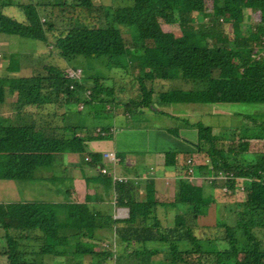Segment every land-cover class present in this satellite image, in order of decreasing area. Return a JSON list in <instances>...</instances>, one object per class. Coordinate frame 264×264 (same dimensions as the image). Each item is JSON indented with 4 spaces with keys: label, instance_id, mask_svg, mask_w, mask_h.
Wrapping results in <instances>:
<instances>
[{
    "label": "trees",
    "instance_id": "trees-1",
    "mask_svg": "<svg viewBox=\"0 0 264 264\" xmlns=\"http://www.w3.org/2000/svg\"><path fill=\"white\" fill-rule=\"evenodd\" d=\"M113 1L122 5L97 7L92 0H57L48 8L49 4L39 0H0V33L52 41L51 48L54 46L62 57L107 56L119 70L129 62L133 72L138 69L133 74L141 97V101L132 103L136 107L151 104L145 79L153 78V71L162 79L181 77L196 84L195 92L184 96L188 101L264 103V0ZM208 1L212 4L210 13L206 9ZM5 7L15 8L14 16L19 15L22 20L6 15ZM53 7L77 10L70 17L60 18ZM84 8L90 16H99L96 23L75 21L88 19L83 17ZM244 8L258 12L259 20L244 35H238L241 23L248 18ZM55 18L61 22L66 19L68 26L54 28ZM164 23L179 26L181 33L163 30ZM187 24L192 27L190 31L182 29ZM122 25L131 28L129 34L122 33ZM227 28L232 33H227ZM47 33L53 38L50 42ZM18 62L9 64V70H18ZM100 78L83 75L82 70L80 77H68L52 66H44V72L28 77H0V108L7 105L6 89L8 94L16 91L15 101L8 104H16L19 118L9 125L3 119L5 124L0 125V179L27 178L41 167L60 168L67 153H77L82 156L83 167L95 168L91 183L110 189L111 176L99 171L100 165L96 167L102 154L86 152V141L105 138L110 130L101 128L105 134L83 136L74 121V116L85 117L82 111L65 108L70 100L87 105L88 98L102 99L101 94L106 92L114 96L113 89L104 92L101 86L103 80L113 77ZM80 96L84 97L79 99ZM114 100L108 97L105 103L110 105ZM27 105L32 110L23 112ZM245 118L252 120L250 125L235 127L234 132L228 129L227 136L218 137L210 126L185 120L188 127L197 128L195 151L203 152L209 162L197 165L199 171L211 165L208 173L211 169L226 173L225 186L233 191L236 201L234 225L218 221L216 215L213 225L205 224L215 202L206 200L200 186L188 179L181 180L177 192V196L184 192L187 196L179 195L169 203L177 206L173 222L162 224L158 217L162 204L153 197L152 184L147 187V199L136 200L127 193L132 187L122 179L115 181V202L128 208L125 218L113 219L105 209H90L87 198L83 203L0 202V229L5 232L0 236V255L6 256L5 264H62L55 259L62 255L74 264V258L92 254L88 244L98 235L97 230L102 236L108 234L109 239L111 234L118 236L119 244L126 245L125 250L135 244L140 247L126 255L122 253L117 258L122 259L121 264H154L152 257L157 254L164 256L161 264H264V122L247 115ZM236 139L239 141L235 146ZM256 140L262 143V150L250 152L248 146ZM245 179L250 182L243 186ZM12 220H17L18 226L12 227ZM200 220V226L214 233L206 238L203 233L197 236L194 230ZM69 234L90 239L88 243L78 239L73 248L65 250ZM220 242H224L223 248L219 247ZM110 254L108 250L97 253L104 258Z\"/></svg>",
    "mask_w": 264,
    "mask_h": 264
},
{
    "label": "rangeland",
    "instance_id": "rangeland-1",
    "mask_svg": "<svg viewBox=\"0 0 264 264\" xmlns=\"http://www.w3.org/2000/svg\"><path fill=\"white\" fill-rule=\"evenodd\" d=\"M30 0H23V2H29ZM35 1V0H32ZM43 3L49 4L48 8H51V5L55 3L57 0H39ZM68 2H73L76 0H67ZM93 3L97 7H101L100 5H112V6H120V1H113V0H92ZM122 5V4H121ZM212 4L211 1L206 2V9L208 13L211 12ZM56 14L60 15L61 17H70L74 11L77 10V8L74 9V11L71 10H64L62 11L60 7H53L52 8ZM84 15L81 19H75L78 23H84V24H92L89 22V20H93L94 23H96L99 19L98 15L90 16V13L87 12L88 9L84 8ZM14 11H16L13 7H5L4 12L6 15L13 16L18 18L19 20H22L21 17L14 16ZM243 12L248 14V18H244L245 22H242V30L239 29L238 32H236L238 35H244L246 28H251L253 25L252 23H255L259 20V13L256 11L251 10L250 8H244ZM19 14V13H18ZM246 16V15H245ZM46 19L49 18L48 15L45 16ZM44 20V19H42ZM54 21H56V27L60 26H68V21L66 19H63V22L60 21L59 18H55ZM204 21H207V18L204 19ZM251 24V26H250ZM122 33L123 34H129L131 31L130 27L122 26ZM162 28L165 31H172L175 33H181L179 26H173L171 27L169 24H162ZM185 31H190L192 27L190 25H185L182 27ZM244 30V31H243ZM227 33H232L231 28H227ZM49 37V42L53 40L52 36H49V33H47ZM232 36V35H231ZM264 38V37H263ZM50 43H45L40 40L35 39H29L26 37H20L19 35H7L4 33H0V77H8L9 80L12 79V77L16 76H23L28 77L30 74L34 72H44V66L47 67H54L58 68L60 72L62 73H68L72 69L80 68L82 70V74L86 75L88 77L95 76L98 79H101L104 77H113L110 80H103V84L101 86L103 87V91H111L116 88L122 87L123 84H128L130 82V85H128L127 88H125L123 91L119 92L118 90L115 91V96H112L108 94L107 92L104 94H101L102 99H92L88 98L90 101L86 104L79 103V101L70 100L69 104L65 105V108H69L71 110L77 111L79 109L82 111V114L85 117L76 118L74 116V121L78 124V130L79 132H84L85 135H90L92 132H97V128H102L104 126H109L110 133L108 137L101 138V140L110 139L112 137L111 133H118L120 134L119 138H126L134 149H138L139 144H143L145 142V137L143 136V132L141 131L142 128L147 126H157L158 128L164 129L165 132L170 133L171 136H177L180 139H183L185 137H194L193 142L194 145L198 142V134H195V131H197V128L194 131H188L187 128L188 125L186 124V121H189L190 123L200 122L203 125L210 126L212 128V133L218 137L219 134H225L227 136V131L230 132L228 129H232V132L235 131V127H242L244 123H247L246 125H250L252 120H246V115L253 117L254 120L257 122H264V103H252V102H224L219 104H214L212 102L207 103H199V104H191V103H170V104H159L154 97L151 95V104L150 106L141 105L139 108L141 110H145V112H141L136 109V104H132L135 102L141 101V97L139 95V86L137 83L133 81L134 76L133 74H136L135 72L138 71V69L133 72L132 70V64L129 62H126L124 64V67H120V70L117 69V67H114V65L111 64L109 57L107 56H99V57H91V56H84V55H76L74 57H62L59 56L57 53L56 48L53 46L50 47ZM253 43H251L252 45ZM258 45V44H254ZM259 46V45H258ZM258 46L256 48H258ZM258 50V49H256ZM19 61L18 64L20 65L19 69L9 70L8 67L9 64ZM132 70V71H131ZM128 71V73H126ZM99 76V77H98ZM8 80V81H9ZM126 81V82H124ZM135 83V84H134ZM175 89H180L181 91H189V90H195L197 88V85L194 84L191 81H188L184 78H180L178 80H175ZM122 85V86H121ZM7 88V85H5ZM106 87V88H105ZM123 88V87H122ZM135 89V92H134ZM123 95L120 97L121 94ZM6 104L5 106L0 108V125L5 124L3 119H7V124L10 123H16V118L19 120L18 117H16L17 114V108L16 104L9 105L8 103L10 101H15L16 99V91H12L8 94L6 89ZM139 95V96H138ZM72 96H75V92H73ZM84 96H80L79 99H82ZM111 97L116 100H120L122 98L124 105L119 106V108L115 107L116 104L110 103V106L113 108L111 110H107L106 106L107 103H105V100ZM42 98V95H41ZM75 98V97H74ZM133 99V100H129ZM79 103V104H78ZM126 103L130 104L128 106V111H122L121 114H117L118 111H121V109L127 105ZM77 105L78 108H77ZM33 107L30 105H27L23 107L22 111L25 112L29 109V112L32 110ZM116 109V110H115ZM104 111V112H102ZM117 111V112H116ZM161 112V113H159ZM70 113V111L68 112ZM21 114V113H20ZM161 114V115H159ZM103 116V117H102ZM103 119H102V118ZM176 117V118H173ZM85 120V122H83ZM136 128V129H135ZM129 130H132L133 132H129ZM106 133V131L102 130ZM154 135H158L161 131H151ZM225 132V133H224ZM66 133H69V131H66ZM116 133V134H117ZM98 134V133H96ZM100 140V139H95ZM239 140L233 141V144L236 146L238 144ZM167 144L166 140H164L162 143H159L156 145L157 147H165ZM149 143H144V146H148ZM250 150L251 151H260L262 150V143L260 140H256L255 142H252L250 144ZM195 149V146L191 149L190 154H192V151ZM142 149L141 151H143ZM109 153V152H105ZM180 154H182V159L186 160L185 167L183 170L191 172V169L195 165H199L202 162L209 163L206 159V155L201 152L197 153L194 152L193 155L188 156L185 159L186 153L184 150L180 151ZM191 159V160H190ZM64 166L66 169L65 175L61 176V173L59 175H55L54 172L50 168H48L52 174L53 177H49L48 173L50 171L47 170L46 167H41L40 169H37L33 172V174L27 178H1L0 179V201L2 203H12V202H25V201H33V202H48V203H69L71 202L69 198L71 189L76 190V196L77 198H73L72 200L74 202L81 200L84 201V191H82V188L85 190V185L81 181H77L74 176H68V173L70 172L69 169H67V163L65 160H63ZM99 164V163H98ZM203 165V164H200ZM206 165V164H205ZM74 165V169L72 170V173L77 172V167ZM192 167V168H191ZM211 167V165H208L205 168H202L200 171V174L205 178L204 181H202L199 185L198 182L197 185L200 186L202 189L203 196L206 200H212L211 202H215L214 205L210 209V215L209 218L206 219L205 224L213 225L215 222V215L218 218V221L234 225L235 224V205L236 201L233 197L232 190H227L225 186V171L223 170H217L216 173H214V170L211 169V171L208 173L207 170ZM98 168V167H97ZM56 171H59V169H56ZM196 171V170H195ZM84 175V173H83ZM231 175V173H230ZM82 181L84 180L87 183V179L82 177ZM248 182H250L248 180ZM247 180H242L241 185H247ZM194 183V181H193ZM195 184V183H194ZM88 185V183H87ZM151 185V183H148V187ZM243 186H240V191L243 188ZM80 187V190L77 192L78 188ZM143 191L145 192V185L143 186ZM87 189V188H86ZM147 189V188H146ZM159 189V188H158ZM154 190L153 196L159 203L162 205H159L161 207L158 208V217L162 224H170L173 222V216L175 211V206H170L169 203L174 201L175 199H178L182 195V197H186L187 194L184 192V194H178V188L175 191V194H171L170 191L166 190L167 194H165V191L163 190ZM180 189V188H179ZM182 189V188H181ZM98 189L97 191H99ZM88 191V189H87ZM96 191V198L94 203H88L87 206L90 207V209H99L101 207H106L107 211L111 215V217L114 218H125L127 217V210H125L124 214L119 215L118 211L122 210L121 205H118L116 202L114 204L108 203L103 204L100 202V200H116L115 195L112 196V192L103 191L99 194H97ZM169 191V192H168ZM243 193V192H241ZM142 198L136 196V200H140ZM80 201V202H81ZM181 207H185V205H180ZM65 216L62 217V219ZM202 221H199V225L195 227V234L197 236H202L206 238V236H209L210 234H213L214 231L212 229H207L206 227L200 226ZM12 227L18 226L17 220L11 221ZM123 225V224H121ZM100 231H96L98 235H95L94 238H91L90 250L92 254H85V256H81L80 258L77 257L76 259H73L74 264H121L123 263L122 259L120 257L122 253L125 252V255L131 252L134 249H138L140 247L135 245L128 246L125 250V244H119V238L118 236L111 234V239H109L108 234L106 236H102ZM105 233H108L104 231ZM5 232H3L0 229V236H3ZM68 242L65 247V250L73 248V244L78 240L85 241L84 243H88L89 237H74L72 235L67 236ZM151 244H148V247H150ZM155 248H159V245L154 243ZM153 247V248H154ZM219 247H224V242L219 243ZM108 250L110 251V256L107 258L104 257H98L97 253L99 251ZM125 250V251H124ZM163 255L157 254L152 257L154 264H161L163 260ZM45 259V258H42ZM56 260H59L60 263L65 262L64 256H56ZM7 262L6 256L0 255V264H5ZM41 263V261L39 260ZM43 262V261H42ZM67 264H72V262L68 261Z\"/></svg>",
    "mask_w": 264,
    "mask_h": 264
},
{
    "label": "crops",
    "instance_id": "crops-1",
    "mask_svg": "<svg viewBox=\"0 0 264 264\" xmlns=\"http://www.w3.org/2000/svg\"><path fill=\"white\" fill-rule=\"evenodd\" d=\"M244 14L246 13L244 12ZM243 21L245 22V20ZM122 26H126V25H122ZM242 27L243 25L241 23V27H240L241 30H242ZM247 29L249 28H246L245 31ZM155 72L153 71V74H154L153 78L145 79V84H146V87L149 93L154 97V99L159 104H170V103L172 104V103H182V102L191 103V104L204 103L201 101H188L187 97H184L186 95H190V93H194L195 92L194 90L193 91L189 90L190 92H188V91H181L180 89L174 88L176 84L175 80H178L181 77H177L175 79H162V78H159ZM133 81L137 83V85L139 86L136 78L133 79ZM128 85H130V82H128V84H123V86L121 85L123 88L122 87H119L118 89L115 88L114 94H115V91L117 90L119 92L123 91L125 88L128 87ZM134 92H135V89H134ZM139 94H140V89H139ZM122 96L123 95L121 94L120 97ZM129 100H133V99H129ZM224 102H237V101H218V102H213V103L219 104V103H224ZM112 103L116 104L115 105L116 109L117 107L119 108V106L124 105L122 98H120V100H114ZM252 103H255V102H252ZM108 106L110 105L106 106L107 110H111L113 108L112 106L110 107ZM139 107L140 106L136 107L135 110L136 111L139 110L141 112L146 111V109L141 110V108ZM123 110L125 112L128 111V109H126V107L124 106L121 109V111H118V112L116 111V112L119 115H123L121 114ZM173 118H176V117H173ZM109 128H110L109 126L102 127V129L104 130H108ZM98 129L99 128H97L96 130L98 131ZM195 129H196L195 127L187 128L188 131H194ZM156 130H159L161 132L158 133V135H154L151 131H156ZM128 131L133 132L132 130H129V129ZM141 131L143 132V136L145 137L144 143H149L148 146H144V143H143V144H139L138 149H134L131 143L126 138H119L120 134L116 132L117 134L111 133L112 137L110 139H106V140L92 139V140L86 141L87 143L86 152H100L101 154L105 152H113L117 156V162L111 163L110 161L103 158L102 160L103 167L107 168V173L111 176V178H112V175L114 174L119 179H125L123 181L128 182V184L132 187V189L129 190L127 193L134 196L135 199H136V196L142 198L140 200L147 199V189L146 188L148 187V183L152 184L153 190H156L159 188L158 190L165 191V194H167L166 192L167 188L171 194H175L176 189L177 188L179 189L180 187L182 179H188L192 183L193 181L194 183L198 182V184L201 185L200 183L204 181L205 178L200 174V171L197 168L198 164L195 165L193 168L191 167L192 169L190 173L188 171L185 172V170L183 169L187 161L184 160V158L182 159V154H180V151L184 150V152L186 153V156H185V159H186L188 156H191L194 154V152H196L195 149L192 151V154L188 152V151H191L193 146H195L193 142L194 137H185L183 139H180L177 136H171L170 133L165 132L164 129L158 128L157 126H154V127L147 126V127L142 128ZM79 133L85 136L84 132H79ZM103 133L105 134V132ZM91 134L93 136L98 135L96 134V132H92ZM195 134H197V131H195ZM164 140H166L167 142L164 148L156 146L159 143H162ZM249 146L248 148H250ZM142 149L144 150L141 151ZM81 159H82V156L77 153H67L63 159L67 163V169L69 170L71 169L70 172L68 173V176H74L77 181H81L85 185V187L88 189L87 191L86 188L85 190L84 188H82V191H84V194H83L84 201L78 200L76 202L72 200L73 198H77L75 194L76 190L71 189V193L68 198L70 199L71 202L69 203H83L85 202L86 198L87 200H89L88 203H94L95 198H96L95 194L98 189H100L99 191H97L98 196L103 191L112 192V196L116 195L115 193L116 192V189H115L116 182L115 181H113L112 185L109 187L110 189L104 188L105 187L104 184L99 185L97 184V182L91 183L90 178L95 177L96 175L95 168L90 167V165H87V167L85 166L83 167ZM200 164H206V163L202 162ZM74 165L78 168L76 173H72V170L74 169ZM98 166L99 164L96 165V167ZM59 167L60 168H57L59 169V171H56V169H53L51 167H46V168L48 171H50L48 169L50 168L52 172H54L55 175H59L61 173V176H64L66 172L64 162L62 163V165H59ZM52 172L50 171V173H48L49 177H53ZM83 173L86 176H84ZM82 177L87 179L88 185L84 180L83 181L81 180ZM130 180L133 181V184L129 183ZM144 185H145V192L143 191ZM79 190H80V187L78 188L77 192ZM99 200H100V196H99ZM25 202H28V201H25ZM100 202L106 205L108 203H112V204L115 203V201L112 200V197H111V200L109 199L105 201L100 200ZM101 209L107 210L106 207L104 208L101 207ZM67 263L68 261H65L62 264H67Z\"/></svg>",
    "mask_w": 264,
    "mask_h": 264
},
{
    "label": "clouds",
    "instance_id": "clouds-1",
    "mask_svg": "<svg viewBox=\"0 0 264 264\" xmlns=\"http://www.w3.org/2000/svg\"><path fill=\"white\" fill-rule=\"evenodd\" d=\"M50 47H51V46H50ZM78 70H79V73H80V75H81V69H80V68L72 69V70H70V71H78ZM70 71H69V72H70ZM67 76L70 77V76L68 75V73H67ZM79 77H80V76H79ZM80 104H81V103H80ZM100 130H101V129H100ZM100 130L98 129V131H97V130H96V131L99 132V133L104 134V133L102 132V130H101V131H100ZM97 132H96V133H97ZM109 153H113V152H109ZM104 154H105V153H102V160H103V158H104V159L110 161L111 163H116V162H117V156H116L115 154H114L115 157H116V160H115V161H112V160L108 159L107 157L104 156ZM88 158H89V157H86L85 159L87 160ZM101 164H102V161H101V163L99 164L100 167H101V168H99V171H101V172H103V173H107V168L103 167V164H102V165H101ZM117 180H119V179L113 174V175H112V183H113V181H117ZM121 180H122V179H121ZM124 180H125V179H124ZM126 208H127V207H122L123 210H126ZM127 209H128V208H127ZM127 216H128V211H127ZM122 218H123V217H122Z\"/></svg>",
    "mask_w": 264,
    "mask_h": 264
},
{
    "label": "built area",
    "instance_id": "built-area-1",
    "mask_svg": "<svg viewBox=\"0 0 264 264\" xmlns=\"http://www.w3.org/2000/svg\"><path fill=\"white\" fill-rule=\"evenodd\" d=\"M68 75L72 78H77L80 76V73H79V70L78 71H70V72H68ZM104 156L107 157L108 159L112 160V161L116 160L114 153H105ZM119 180H121V179H119Z\"/></svg>",
    "mask_w": 264,
    "mask_h": 264
},
{
    "label": "bare ground",
    "instance_id": "bare-ground-1",
    "mask_svg": "<svg viewBox=\"0 0 264 264\" xmlns=\"http://www.w3.org/2000/svg\"><path fill=\"white\" fill-rule=\"evenodd\" d=\"M118 213H119V215L124 214L125 213V210H123V209L122 210H119Z\"/></svg>",
    "mask_w": 264,
    "mask_h": 264
},
{
    "label": "water",
    "instance_id": "water-1",
    "mask_svg": "<svg viewBox=\"0 0 264 264\" xmlns=\"http://www.w3.org/2000/svg\"><path fill=\"white\" fill-rule=\"evenodd\" d=\"M126 210L128 211V209L126 208Z\"/></svg>",
    "mask_w": 264,
    "mask_h": 264
}]
</instances>
